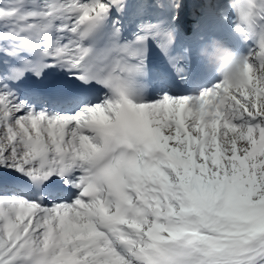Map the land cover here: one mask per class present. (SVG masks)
Listing matches in <instances>:
<instances>
[{
  "label": "snow or ice",
  "instance_id": "6c2138e0",
  "mask_svg": "<svg viewBox=\"0 0 264 264\" xmlns=\"http://www.w3.org/2000/svg\"><path fill=\"white\" fill-rule=\"evenodd\" d=\"M0 264H264V0H0Z\"/></svg>",
  "mask_w": 264,
  "mask_h": 264
},
{
  "label": "clouds",
  "instance_id": "9594fccd",
  "mask_svg": "<svg viewBox=\"0 0 264 264\" xmlns=\"http://www.w3.org/2000/svg\"><path fill=\"white\" fill-rule=\"evenodd\" d=\"M199 55L228 88L235 89L243 81L245 57L234 53L219 40L212 39L201 49Z\"/></svg>",
  "mask_w": 264,
  "mask_h": 264
},
{
  "label": "bare ground",
  "instance_id": "6f19581e",
  "mask_svg": "<svg viewBox=\"0 0 264 264\" xmlns=\"http://www.w3.org/2000/svg\"><path fill=\"white\" fill-rule=\"evenodd\" d=\"M191 16H192V15H191L190 12L187 13V14L185 15V23L189 20V18H190Z\"/></svg>",
  "mask_w": 264,
  "mask_h": 264
}]
</instances>
